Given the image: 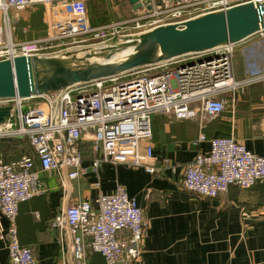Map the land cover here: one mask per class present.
Returning <instances> with one entry per match:
<instances>
[{
    "label": "built area",
    "instance_id": "obj_1",
    "mask_svg": "<svg viewBox=\"0 0 264 264\" xmlns=\"http://www.w3.org/2000/svg\"><path fill=\"white\" fill-rule=\"evenodd\" d=\"M88 1L0 0V11L6 13L43 5L47 14L46 38L11 42L0 48V62L40 57L37 52L42 44L96 34L89 20ZM140 3L144 13L136 25L140 31L131 35L264 0H164V6H159L158 0ZM235 53L236 46L230 45L39 97L0 99V109H11V119L0 123V137L26 138L35 149L32 157L11 163L0 160V239L8 242L11 264H38L32 250L20 243L17 219L20 205L43 193L40 172L57 173L64 191L71 188L69 181H78L90 172L98 174L103 164L144 168L157 174L152 165L156 159L154 116L175 121L202 116L213 120L226 111V96L253 84L264 87L262 70L253 71L246 80H236ZM205 140L201 134L194 145ZM88 142L95 156L89 166L84 164L83 151ZM36 165L38 170H34ZM257 183L264 184V157L233 136L212 139L210 150L197 155L185 169L183 180L186 190L206 198H216L230 186L249 190ZM3 219L9 227H4ZM53 228L59 231L63 264H89V252L102 256L105 264H135L143 255L147 223L137 200L118 186L111 194L67 206Z\"/></svg>",
    "mask_w": 264,
    "mask_h": 264
},
{
    "label": "crops",
    "instance_id": "obj_2",
    "mask_svg": "<svg viewBox=\"0 0 264 264\" xmlns=\"http://www.w3.org/2000/svg\"><path fill=\"white\" fill-rule=\"evenodd\" d=\"M248 41L236 46L237 81L250 78L253 71H264V50L251 51ZM258 85L262 90L255 96L252 92ZM245 88L226 96V111L213 120L154 116L155 175L144 168L103 164L98 174L90 172L69 181L71 188L64 191L57 173L40 172L43 193L20 205V243L32 250L38 264H63L59 231L53 228L56 217L69 205L111 194L122 186L137 200L147 223L143 255L135 264H264V207L253 208L254 190L233 186L216 198H206L183 186L185 169L199 153L210 150L214 138L233 136L264 157V87ZM201 134L206 140L194 145ZM83 151L84 164L89 166L95 157L89 142ZM3 224L9 227L6 219ZM0 264H11L8 242L2 239ZM96 264H105L103 257Z\"/></svg>",
    "mask_w": 264,
    "mask_h": 264
},
{
    "label": "water",
    "instance_id": "obj_3",
    "mask_svg": "<svg viewBox=\"0 0 264 264\" xmlns=\"http://www.w3.org/2000/svg\"><path fill=\"white\" fill-rule=\"evenodd\" d=\"M129 2L135 10L143 8L140 0ZM263 31L264 3H249L206 14L182 25L159 26L120 41L118 45L103 50L97 48V52L94 49L81 58L71 55L63 56L65 58L16 57L0 62V99L39 97L76 84L207 54L226 46H237ZM126 50L128 53L123 54ZM94 58L102 61L91 62ZM9 119L11 109H0V123Z\"/></svg>",
    "mask_w": 264,
    "mask_h": 264
},
{
    "label": "rangeland",
    "instance_id": "obj_4",
    "mask_svg": "<svg viewBox=\"0 0 264 264\" xmlns=\"http://www.w3.org/2000/svg\"><path fill=\"white\" fill-rule=\"evenodd\" d=\"M91 2L94 3L88 9V15L91 26L97 30V33L76 41H63L52 45L42 44L37 52L40 57L61 58L71 55L79 58L77 55L90 54L97 48L103 50L137 36L131 34L139 33L140 30L136 28V25L144 13L140 9L135 10L129 0H92ZM158 4L164 6L162 0H158ZM97 6H99L98 9ZM46 18V8L43 5L31 6L21 11L11 9L7 13L0 11V48L8 46L10 41L21 44L45 39ZM103 19H105L104 24L101 23ZM93 20L97 22L96 25H92ZM143 23L144 21H141V24ZM248 45H251V51L264 50V32L251 37ZM239 60L238 57L237 61ZM261 90L262 87L258 85L252 93L257 96ZM21 139L24 138L0 137L1 143L7 145ZM0 160L3 159L0 158ZM98 258L102 260L100 256Z\"/></svg>",
    "mask_w": 264,
    "mask_h": 264
},
{
    "label": "trees",
    "instance_id": "obj_5",
    "mask_svg": "<svg viewBox=\"0 0 264 264\" xmlns=\"http://www.w3.org/2000/svg\"><path fill=\"white\" fill-rule=\"evenodd\" d=\"M89 1L87 3L88 9L91 8L93 6V3H94V2H91L92 0L90 2ZM102 7H103V5H102ZM96 8L98 9L99 6H97ZM101 23L104 24L105 19H103L101 21ZM96 24H97V22H95L93 20L92 25H96ZM34 155H35V149L31 146L30 142L26 138L21 139V140H16V141L12 142L10 145H7L6 143L2 144L0 141V158H2L5 163H11L14 161H18L25 156H31L32 157ZM37 169H38V165L35 166L34 170H37ZM231 187H233V186H230V188ZM236 187L240 190L247 191V190H244L238 186H236ZM249 190H254L255 201L253 204V208L258 209V208L264 207V184L257 183L254 187H252ZM250 208H252V206ZM96 256H97V254H93L92 252H89L88 258H89V261L91 262V264H96L97 261L99 262V260L95 261L97 258ZM98 256H100V255L98 254ZM94 261H95V263H94Z\"/></svg>",
    "mask_w": 264,
    "mask_h": 264
},
{
    "label": "bare ground",
    "instance_id": "obj_6",
    "mask_svg": "<svg viewBox=\"0 0 264 264\" xmlns=\"http://www.w3.org/2000/svg\"><path fill=\"white\" fill-rule=\"evenodd\" d=\"M11 44V41L9 42V45ZM128 53V50H126V51H123V54H127ZM79 58L80 57H83V56H85V55H82V56H80V55H77ZM122 56V55H121ZM117 57H120V55L119 56H117ZM62 58H65V57H62ZM93 61H102V59H100V58H94V59H92L91 60V62H93Z\"/></svg>",
    "mask_w": 264,
    "mask_h": 264
},
{
    "label": "flooded vegetation",
    "instance_id": "obj_7",
    "mask_svg": "<svg viewBox=\"0 0 264 264\" xmlns=\"http://www.w3.org/2000/svg\"><path fill=\"white\" fill-rule=\"evenodd\" d=\"M164 0H162V2H163ZM165 1H167V2H172V1H174V0H165Z\"/></svg>",
    "mask_w": 264,
    "mask_h": 264
}]
</instances>
